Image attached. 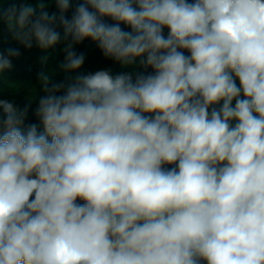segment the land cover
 Listing matches in <instances>:
<instances>
[{
  "label": "clouds",
  "instance_id": "clouds-1",
  "mask_svg": "<svg viewBox=\"0 0 264 264\" xmlns=\"http://www.w3.org/2000/svg\"><path fill=\"white\" fill-rule=\"evenodd\" d=\"M54 2L65 70L91 39L154 74L99 70L56 95L42 73L40 133L0 99V264H264V0H86L71 20ZM45 7L0 4V22L46 51L61 37Z\"/></svg>",
  "mask_w": 264,
  "mask_h": 264
},
{
  "label": "trees",
  "instance_id": "trees-1",
  "mask_svg": "<svg viewBox=\"0 0 264 264\" xmlns=\"http://www.w3.org/2000/svg\"><path fill=\"white\" fill-rule=\"evenodd\" d=\"M188 2L192 3L195 2V0H188ZM13 4H15L17 9L22 6L16 0H7L3 8L7 10ZM80 4H85L90 11H94L90 5L86 4V0H70L69 8L63 13L65 18L71 20L75 14L76 8ZM133 7L138 8V5L134 3ZM46 11L49 15L55 14L57 16V20L52 26L60 33L61 37L60 41L54 47L46 51L39 48L35 39L32 41L31 48L26 47L14 38L13 33L9 31L6 21L0 22V53L7 56L8 49L10 48L16 49L20 53L18 56L10 57L12 67L5 70L2 76H0V99L8 100L20 109L29 106L28 116L22 127L25 133L27 132L28 126L31 124L37 126L38 133L43 132V126L35 114L40 97L46 95L40 82L42 73L50 77L49 87H51L52 84L64 85L63 88L56 92V95L65 94L68 85L74 83L77 75H87L99 70H108L113 77L119 74H131L133 76V81H135L137 74H154V70L150 66L145 67L140 65L139 61H137L135 65L122 66L119 62L105 57L98 44L91 39H85L81 43L73 45V50L77 55H84V63L82 66L76 70H65L62 67L66 61V52L64 49L68 43H71V37L67 40L64 38V28L59 20L61 13L56 3L53 2ZM38 15L39 10H37L36 13V16ZM32 19H35V16H33ZM101 19L108 24L117 23V21H114L110 17H101ZM120 27L125 31H131L130 26L124 23H120ZM167 34L168 29L165 28L164 35L167 36ZM179 50L184 51L185 55H190L187 50ZM235 79L239 86L238 78ZM222 103L223 101L219 104L210 106L209 112H211L212 107L217 109L222 107ZM234 103L235 101H233V106ZM163 167L165 169H171L176 167V165L165 164ZM77 202L84 203L82 200H78ZM199 264H207V261L201 259Z\"/></svg>",
  "mask_w": 264,
  "mask_h": 264
},
{
  "label": "rangeland",
  "instance_id": "rangeland-1",
  "mask_svg": "<svg viewBox=\"0 0 264 264\" xmlns=\"http://www.w3.org/2000/svg\"><path fill=\"white\" fill-rule=\"evenodd\" d=\"M7 0H0V4H2L4 6L5 2ZM18 3H20L21 5H25V4H28V5H31L33 7H37V3H38V0H16ZM54 2V0H46V7H45V10H48L50 5ZM39 10V9H37Z\"/></svg>",
  "mask_w": 264,
  "mask_h": 264
}]
</instances>
